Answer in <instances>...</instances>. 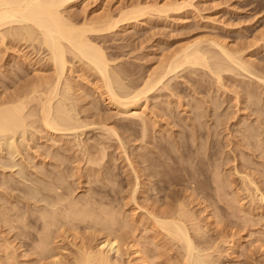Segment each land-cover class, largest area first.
I'll return each instance as SVG.
<instances>
[{
    "label": "rangeland",
    "instance_id": "1",
    "mask_svg": "<svg viewBox=\"0 0 264 264\" xmlns=\"http://www.w3.org/2000/svg\"><path fill=\"white\" fill-rule=\"evenodd\" d=\"M136 7H149L152 11L147 8L146 15L139 20L120 23L114 30L97 34L95 40L111 62L110 71L120 76L124 92L138 90L151 72L166 65L183 47L197 39H202V44L205 43L202 47L216 56L220 55L219 50L210 49L212 45L208 46L205 41L214 40L234 54L238 53L236 56H240L238 59L245 66L247 63V71H250L236 68L227 60L211 58L212 66L222 60L221 65L227 62L234 69L232 72L228 67L229 72L222 74V82H217V77L204 67L184 66L148 94L147 99H143L145 102L141 101V109L136 113L139 115L133 112L131 115L123 107L122 110L109 107L108 102L99 97L100 78L86 67L87 62H78L69 56L73 69L63 86L68 81L75 90L77 88L72 95L77 104H72L78 114L75 120L84 126L76 132L54 135L36 124L38 127H32L33 130L28 128L29 137L21 133L16 137L0 135V210L3 211L0 213L8 212L11 219L15 218L12 220L20 218L21 221L16 226L10 223L6 226L0 220V257L2 246L8 242L7 247H3L6 252L3 251L0 262L7 257L5 264H31V261L32 264H53L59 258L57 262L61 264L69 258L71 250L73 253L76 250L69 245L75 241L74 237L68 231L62 234L64 231L59 225L51 233L50 246L59 247L56 250L60 255L63 253L62 259L55 250L51 253L54 258L48 255L42 262L35 256L32 247L43 223L40 212L59 208L49 197L52 192L43 187L47 181L63 186L59 190L72 195L82 205L90 201L89 205L95 206L99 213L104 205L102 209L107 207L120 219L114 229L119 226L120 231H117L126 241L122 238L124 247L120 252L115 246L111 249L112 259L119 263L140 264L139 256L131 255L127 249L129 240H133L149 264H185L182 244L168 238L161 228L159 231V227L153 225L155 221L150 219L151 214L166 216L181 204L183 212L192 216L190 219L195 217L191 226H200V233H196L186 222L192 228L195 245L201 251L209 245L206 250L207 253L212 251L210 255L214 257L210 259L215 264H264V201L260 202L258 197L262 194L264 197V0H81L67 8L66 13L81 23L108 16L116 19L122 12ZM154 7H162L167 12L158 13ZM9 40L7 47L0 42V99L36 82L41 75L52 78L43 46L19 38ZM104 125L105 129L113 128L117 136H110ZM243 176L253 179L261 195L257 194L256 187L246 184L251 180ZM219 188L223 189L220 193ZM58 219L65 221L60 216ZM94 227L96 230H86V224H80L74 232L80 233H76L79 237L76 242L90 236L95 240L98 235L95 242L102 243L109 231L102 225ZM123 232H127L126 235ZM62 246L64 248H60Z\"/></svg>",
    "mask_w": 264,
    "mask_h": 264
},
{
    "label": "bare ground",
    "instance_id": "2",
    "mask_svg": "<svg viewBox=\"0 0 264 264\" xmlns=\"http://www.w3.org/2000/svg\"><path fill=\"white\" fill-rule=\"evenodd\" d=\"M79 1H81V0H0V42H1V45H3V47L4 46L7 47L8 41H10L9 38L10 39L19 38L20 40H23L24 42H32V43L38 42V44H40L41 46H43L45 48V50H46V52L48 54V62H47L46 65L49 64V67L50 68L48 67L47 70L51 69L49 71L52 72V74L50 73L52 75L51 76L52 78H48V79L47 78H44L39 73L41 75V79L39 78V79H37L38 81L36 80V82H33V83H31V84H29L27 86L25 85V87H23V89H19L13 95H10V96H6L5 95L6 97L3 96V98L0 99V135H5V137H6V135H7V137H8V135L14 137L15 135L17 136V134L19 135L21 133L23 136L24 135L26 136L27 135L26 133H28V131H27L28 128L31 129L32 127L33 128L38 127L36 124H39L42 127V129L45 130L46 132H48L50 134H54V135H56L57 133H62V132L64 133L66 131H71V130H73V131L76 132V131L79 130V128H81L82 126H84V125L80 124L78 121H76L77 119L75 120V118L78 116V114L76 115V108L72 104V103H76L77 104V101L76 102H73V100H72L73 99V97H72L73 92L76 91L77 88L75 87L76 88V90H75L73 88L74 86H72L70 83H68V81H67L66 85L63 86V82L66 81L67 74L68 73H71V71L73 69L70 66L71 65L70 63L71 62H69V60H68L69 56H71L74 60H77L78 62H82V61L83 62L84 61L87 62L86 67H88V69H90L91 71H93V73H95V75L100 78L99 81H101V86L98 88V90H99L98 92L100 93L101 96H99V97H102L105 102L107 101L109 107L111 106V108L114 107L115 109H119V108L123 107L127 111H130V113L133 112L135 115H139V114H136V113H138V111L141 109V101L143 99H147L146 96L148 94H150L154 90L158 89L157 87L158 86L160 87V85L163 83V81L167 77H169V75H171V73H173L175 71H178V69H180L182 67L184 68V66H187L188 67L190 65V66H193V67L194 66L195 67L197 66L198 68L199 67L200 68L201 67L202 68L204 67L205 69H207L208 71H210L209 73H213L212 75L215 76V78L217 77L216 78L217 79V82H222V79H223L222 78V74L225 73V71H228L229 72V69H231L230 71L234 70V69H232V67L230 68V64H227V62L228 63H231V65L234 66V67H236V68L238 67L239 69H241L243 71H247V68H248L247 63H246V66H247V68H246V66L244 65L245 63L244 62H243L244 64L241 63L242 61L240 62V60L238 59L240 57V56L238 57V55H239L238 53H236V54H238L236 56V54L233 53L234 51L231 52L228 48H226V46L224 47V45H221L220 43L214 41L213 39H212L213 41H205V39H203L205 42H208V43H206V44H208V46L212 45L211 47H209L210 49L212 47H214V48H217L219 50L218 52H219L220 55L217 54V56L213 54V51H211L212 54L214 55V57H212L213 55H211V52L209 53L208 50H206V48H203L204 45H205V43H203L204 45L202 44V42H203V41H201L202 39L201 40L199 39L200 41H198V39H197V41L195 40L196 42L194 41L193 44H190V45H188L185 48L183 47L184 49L182 48V50L180 51V53H177L176 55H174L173 56V59H171L169 61L167 60L168 61L167 64L162 61L163 64L165 63L166 65H164L163 67L159 65L161 67L160 69L158 68L159 70L156 69V71H154L153 73L151 72V74H149L148 78L146 77L147 80L144 81L143 86L140 87L141 89L139 88L138 90L137 89L132 90L131 92H133V93H126V91L124 92V88H123V85L121 83L120 76L118 77V75L113 74L110 71V63L111 62H110L107 54L105 53L104 49L102 48V46H100L99 44H97L95 42L96 35L98 34V36H99L100 34H102L104 32H109L111 30L116 29V28H118V26H120L119 25L120 23L128 22V21L130 22V20H134V19L135 20L136 19L139 20V17L143 16L145 14V11L148 10L149 7H147L148 9L147 8L144 9L142 7H136V8H133L132 10H130V11L129 10H127L126 12L124 11V13L122 12L121 14H119V18H116V19L114 17H112V16L111 17L108 16L107 18H104L102 16L104 18L103 20L102 19H98L99 21H97L95 19H94L95 21L85 20V21H83V22L80 23L79 21H75L76 19L74 20L72 17H70L66 13L67 8H69L70 6H72L75 3H78ZM167 6H170V5H167ZM161 8L160 9H158V8L156 9V7H154L155 11L158 12V13L167 12L165 9H161ZM150 11H152V10H150ZM201 44L203 45V47H202ZM214 48H212V49H214ZM210 49H209V51H210ZM6 54H7V52H6ZM209 55H211V56L209 57ZM211 58H213V59L214 58H216V59L219 58V60L220 59H224V61L227 60V62H225L226 63L225 65H229V66L226 67V69H228V67H229V69L228 70H225V65H221L222 60L221 61H217L214 64V66H212L211 63L215 59L210 61ZM46 59H47V57H46ZM46 59H44V60H46ZM223 66H224V68H223ZM248 71H250V69ZM232 72H234V71H232ZM96 80H97V78H96ZM260 80L263 81L262 79H260ZM98 83H100V82H98ZM74 98H76V97H74ZM238 103H240V102H238ZM76 107H78V106H76ZM121 110H122V108H121ZM133 113L131 115H134ZM145 119H142V120L145 121ZM103 127H104V130L107 133H110L109 134L110 136H111V134H113L114 136L116 135V133H115L116 131H114L113 128H110L109 127V128H106L105 129V127H107L106 125H104ZM33 128H32V130H33ZM32 130H31V132H33ZM144 133H145V135L147 134V132H144ZM27 136L29 137V135H27ZM151 136H153V135H151ZM144 137H146V136H144ZM116 139H119V138L116 137ZM256 140H258V139L256 138ZM228 143H231V142L228 141ZM121 144H123V143H121ZM259 148H260V146H259ZM231 156H232V154H231ZM96 162H98V161H96ZM90 164H92V163H90ZM60 166H62V165H60ZM90 170H91V168H90ZM98 171H100V170H98ZM94 173H96V172H94ZM235 174H237V173H235ZM79 177H80V175H79ZM247 177H244V178L247 179ZM250 177H252V176H250ZM218 179L219 178H216V180H218ZM224 180H226V179H224ZM247 180H251V179L248 177ZM34 181L36 182V180H34ZM243 181H245V179ZM251 182H253V179L251 181H249V183L247 181L246 184H250L249 186H253L254 189L256 187V192L258 194V191H260L261 189L258 190V188H257L258 186H255L256 185L255 182H253V183H251ZM52 183H47V181H46V183L43 184V187L47 191L52 192L53 195L50 194L51 196H49V197L52 199V202L54 203V205H56V206L59 205V208H56L57 210H53V211H48V210L45 209L43 212H40L41 213V216L39 215L40 216V220H42L41 222H43L42 223V230H40L37 233L38 235H36V236H38V239L35 241V244H34L35 246L33 244H31V245H33L32 248H34L33 251L36 254L35 256L36 257L38 256L39 260L41 261V259L42 260L47 259L46 257L48 255H51L52 258H54V255H52L54 253L53 250H55V252L57 254H59L57 252V250H56L57 248H59L56 245L57 242L55 244L56 245V249L53 248V245H52L53 243L51 244L52 246H50V243H51L50 242L51 241L50 240V237H51V233L53 232L54 228L57 227V226L59 227V225H60V228L62 229V231H64L62 234H65V232L68 231V234L69 235L71 234V236L74 237V240L75 241H71V244L69 243V245H72V247H74L76 249V250L73 249L74 250V253L71 250L72 253L71 252L69 253V258L68 257L67 258L65 257L66 259H64V260H66V261L63 260L65 263H63L62 260H61V262L63 264H122V263H119L117 261H114L112 259V256H111V249H113V247L115 246L117 248L116 251L117 252H120L121 247H124L123 246V242L126 241L124 239V237H122L124 241L123 242L121 241L122 240L121 233H118L120 230L117 229L119 226L117 228L115 227L116 230L114 229V226L118 225L117 223H118V221H120L119 216H118V219L119 220H117V216L115 217V215L111 213L112 210L110 211V209H108L107 207L106 208L109 211L106 210V208L105 209L104 208L102 209V207H104V205L100 208V210H101L100 213L97 211V209L95 211V209H94L95 206L93 207V205L92 206L89 205L90 204V201H88V202H85L84 201L86 204L82 205L83 203H81L80 201H77L76 199L72 198V195L71 196H68L66 193L61 192L59 190V189H61L60 188L61 185L60 186L59 185H54ZM136 184H137V182H136ZM216 184L219 185V183H217V182H216ZM223 184H225V183H223ZM251 184H253V185H251ZM228 186H231V185H228ZM249 186L246 187V188H249ZM61 187L63 188V186H61ZM192 188H193V186H192ZM223 188H224V186H223ZM221 190H223V189H220L219 191L218 190L217 191L220 193ZM224 191H225V189H224ZM256 192H255V195L256 196L261 195V194H258L257 195ZM221 195H222V193H221ZM258 197H260V199L257 198V199H259V201L260 200L262 202L264 201L263 194H262V196H258ZM232 202H233V200H232ZM95 204H96V202H95ZM1 206H3V205H1ZM13 208H15V207H13ZM5 209H6V207H5ZM183 209H184L183 208V205L180 204V205H178V207L176 209H174L170 213L167 211L168 214H166V216H164V215L163 216L162 215L159 216V215L151 214L150 216H152V217L150 219L155 221V222H153V223H155L153 225H155V226L157 225V227H159V231H160V228H161L162 232H165L164 234H166L167 237L169 236L172 240H174L175 243L176 242H179V244H182V249H184V251H185V264H215L213 262V259H210L212 257L210 255V254H212V251H211V253H209V252L207 253L208 250H206V249L209 248V245H208V247L205 250H202V251L199 250V248L195 245V240L193 241L190 230L193 228L194 232L200 233V230L201 229H199L200 226L197 227V228L195 226H191V221H193V218H195V217H193L192 219H190V217H189V216H191V215H189L190 213L189 212H186V211L183 212ZM98 210H99V208H98ZM159 210H160V208H159ZM145 211H146V209H145ZM1 212H3V211H1ZM115 212H116V210H115ZM22 213H23V211H22ZM161 213H163V211ZM0 215H1V213H0ZM8 215H9L8 212L6 214L4 212V214L1 215V218L2 219H0V220H2V222H3L4 225L6 224V226H8L10 224H14V225H11V226H16V223L17 222H21L19 217H18L19 220L17 221V219L16 220H12V219H15V218L13 217L11 219ZM59 216H60V218L63 217V219L65 220L64 223H63L62 220H59L58 219ZM186 222H189L190 223V226L192 227L191 229H190V227H188V224L189 223L186 224ZM8 223H10V224H8ZM80 224L81 225L82 224H84V225L86 224V230L87 229H91V228L95 229L94 226L97 227L98 225L99 226L102 225L103 228L105 230L109 231V232L107 233L108 235H107L106 239L102 243L96 244L97 241L95 242V240H96V237L98 235L95 236V240H94V237L91 238V236H90L91 239L90 238L87 239V238H84L83 237V238H80L81 239L80 240V243L79 242L77 243L76 242L77 238L79 240V237H78L77 234L80 235V233H77L76 232L77 233L76 234L74 232L78 229V226H80ZM123 224H125V223H123ZM123 224H121V225L123 226ZM196 225H197V222H196ZM198 225H199V223H198ZM66 228L69 229V230H67ZM127 228H128V225H127ZM18 229H19V227H18ZM93 229H92V231H93ZM124 229H126V228H124ZM117 230H119V231H117ZM14 231H12V232H14ZM102 231H103V229H102ZM116 231H117V235L118 236L120 234V237L116 236ZM60 232H61V230H60ZM72 232H73V234H72ZM89 232L91 233V231H89ZM89 232H87L85 234H88ZM94 233L96 234V231ZM94 233H92V234H94ZM123 233L126 235L127 232L126 233L123 232ZM196 233H195V235H196ZM127 236H130V235H127ZM22 237H24V235ZM198 237H200V236H198ZM20 240H21V237H20ZM23 240H24V238H23ZM159 240H160V238H159ZM144 241H146V240H144ZM129 242H128L129 243V247L128 248L126 247V248L128 250H130L129 251L130 254L131 255H137V257L139 256V258H137V259L140 262V264H149V263H147L146 258L143 257L145 254L140 251V249L137 247L136 243L133 240L132 241L129 240ZM7 243H6V245H7ZM128 243H127V246H128ZM13 244H14V242H13ZM6 245H4V246L7 247ZM124 245H125V243H124ZM4 246H2V251H1V254L2 255L4 254V252H6V251H4L6 248L3 249ZM9 248H10V245H9ZM14 248H15V246H14ZM60 248H64V247L62 246ZM152 249H154V248H152ZM16 250H14V251H16ZM210 250L211 249H209V251ZM33 251H31V253ZM58 251H60V249ZM63 251H64V249H63ZM68 252H69V250H68ZM16 254H15V256H16ZM57 254H55V255H57ZM2 255L0 257V260L2 259ZM61 256H63V253L62 252H61V255L59 254L60 259H62ZM5 257H6V254H5ZM11 257H13V256H11ZM18 257L19 256H17V261L19 260ZM23 257H24V255H23ZM57 257H58V255H57ZM29 258H30V256H29ZM48 258H49V256H48ZM7 259L8 258L6 257L4 261H1L0 262V264H3V263L5 264L7 262ZM14 260H16V258H14ZM36 260H38V259H36ZM56 260L58 261L59 258L56 259ZM10 261L13 262L12 260H10ZM57 261H53V262L51 261V262L53 264H57V263L59 264L60 260H59V262H57ZM13 263L16 264L15 262H13ZM39 263H36V264H39ZM45 263L46 262H44V264ZM49 263H50V260H49ZM31 264H32V261H31Z\"/></svg>",
    "mask_w": 264,
    "mask_h": 264
}]
</instances>
